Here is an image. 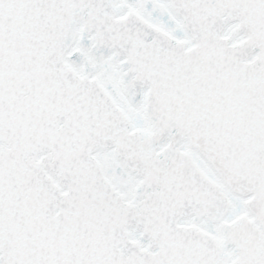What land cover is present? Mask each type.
Listing matches in <instances>:
<instances>
[{
  "label": "snow or ice",
  "instance_id": "obj_1",
  "mask_svg": "<svg viewBox=\"0 0 264 264\" xmlns=\"http://www.w3.org/2000/svg\"><path fill=\"white\" fill-rule=\"evenodd\" d=\"M0 264H264V0H0Z\"/></svg>",
  "mask_w": 264,
  "mask_h": 264
}]
</instances>
